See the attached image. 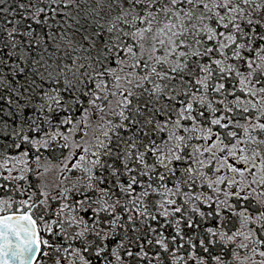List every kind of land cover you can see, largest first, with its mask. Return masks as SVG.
<instances>
[{
  "label": "snow or ice",
  "instance_id": "6c2138e0",
  "mask_svg": "<svg viewBox=\"0 0 264 264\" xmlns=\"http://www.w3.org/2000/svg\"><path fill=\"white\" fill-rule=\"evenodd\" d=\"M0 16V190L28 206L20 182L58 172L39 201L53 239L0 218L5 264L41 244L52 264H264V0H0Z\"/></svg>",
  "mask_w": 264,
  "mask_h": 264
},
{
  "label": "trees",
  "instance_id": "16d2710c",
  "mask_svg": "<svg viewBox=\"0 0 264 264\" xmlns=\"http://www.w3.org/2000/svg\"><path fill=\"white\" fill-rule=\"evenodd\" d=\"M11 7L15 8L16 5L11 4ZM5 18L10 19L11 17L10 16L9 17L0 16V20H3ZM17 19H19V17H17ZM37 31H39V29H37ZM17 79L19 80L21 84H23L24 77L20 76V77H17ZM5 95H7V93H5ZM59 155H60L59 150H57L54 154L51 152H45V156L49 157L51 162L57 161L58 160L57 158L59 157ZM15 174H18V173L14 172V175ZM28 175H29V179L21 181L20 183L26 189H28L29 181H31V188L29 189L28 194L35 193V195H33L32 197V201L29 202L28 206H22L20 201L26 200L27 194L20 195L18 192L10 190V188H5L3 190H0V200H6V199H9V197H11V200L9 201L11 204V207H8V205H0V207L3 208V211H0V215L13 213V212H29L31 216L33 217V219L36 221L39 239L41 241L45 239H53L50 237V234L44 230L45 221L50 222L49 214L44 209L42 210L43 206L39 204L40 193L42 191L41 189V185H42L41 184V180H42L41 167L35 168L34 173L29 172ZM4 183L6 182L0 180V184H4ZM65 186L67 185L65 184ZM33 202L36 203V207L33 208L31 211H29V208H31V205ZM37 206H38V209H37ZM41 217H43L44 219L42 220ZM46 249L48 248L45 247L43 244L40 245L41 254L44 250L46 251ZM214 251L219 252V248L214 249Z\"/></svg>",
  "mask_w": 264,
  "mask_h": 264
},
{
  "label": "rangeland",
  "instance_id": "374dc122",
  "mask_svg": "<svg viewBox=\"0 0 264 264\" xmlns=\"http://www.w3.org/2000/svg\"><path fill=\"white\" fill-rule=\"evenodd\" d=\"M58 163V160L55 162H51L52 165H55ZM41 174H42V180H41V192H46V193H53L55 191V177L57 176L58 172L57 169L55 167H51L49 171L45 172L44 167H41ZM46 199L45 196L40 195V200H44ZM8 200V199H6ZM10 203V202H9ZM43 206V205H41ZM38 209V206H37ZM44 209V206L42 208V210ZM49 249H46V251L44 250L39 258V260L37 261V264H52L51 260L49 259L48 256L44 255V253L48 252Z\"/></svg>",
  "mask_w": 264,
  "mask_h": 264
},
{
  "label": "water",
  "instance_id": "95a60500",
  "mask_svg": "<svg viewBox=\"0 0 264 264\" xmlns=\"http://www.w3.org/2000/svg\"><path fill=\"white\" fill-rule=\"evenodd\" d=\"M24 214H27V215L31 216L29 212H26V213H9V214H5V215H1L0 218L12 217V219L9 220V221H7V223H9L10 225L15 226L16 223H17L16 222V217L21 216V215H24ZM20 223L21 224H24V223H26V221H20ZM3 230L4 229L2 228V226H0V231H3ZM35 230H36V233L38 235L37 226H36ZM3 243H4V240L2 238H0V245H3ZM38 253H39V251L36 252L35 258L33 259L32 264H34L35 259L38 256ZM5 259H6L5 257L0 256V264H5ZM9 264H12V262L9 261ZM17 264H18V262H17Z\"/></svg>",
  "mask_w": 264,
  "mask_h": 264
},
{
  "label": "flooded vegetation",
  "instance_id": "af4514ba",
  "mask_svg": "<svg viewBox=\"0 0 264 264\" xmlns=\"http://www.w3.org/2000/svg\"><path fill=\"white\" fill-rule=\"evenodd\" d=\"M40 256H41V252H40L39 255H38V258H37L38 260H39Z\"/></svg>",
  "mask_w": 264,
  "mask_h": 264
}]
</instances>
